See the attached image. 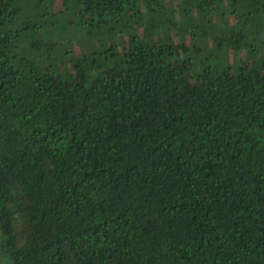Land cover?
Segmentation results:
<instances>
[{
  "label": "trees",
  "instance_id": "16d2710c",
  "mask_svg": "<svg viewBox=\"0 0 264 264\" xmlns=\"http://www.w3.org/2000/svg\"><path fill=\"white\" fill-rule=\"evenodd\" d=\"M61 1L0 0V264H264V0Z\"/></svg>",
  "mask_w": 264,
  "mask_h": 264
},
{
  "label": "rangeland",
  "instance_id": "374dc122",
  "mask_svg": "<svg viewBox=\"0 0 264 264\" xmlns=\"http://www.w3.org/2000/svg\"><path fill=\"white\" fill-rule=\"evenodd\" d=\"M46 2H50V0H46ZM49 8L46 11L48 14V17L42 18V21L48 20L49 23L52 24L51 31H55V33H65V34H76L75 32L78 30L77 27V9L72 6L71 4H63L61 0H53V2L49 3ZM226 6L223 9H219L220 14H224V12L227 10ZM179 14V13H176ZM221 16V15H220ZM180 17V16H179ZM226 18L225 16H223ZM229 20H231L229 18ZM231 25V24H230ZM210 44L206 43L204 40L198 43V45L201 47H207V45L211 48V51L209 50L208 53H210L209 60L211 62H221L222 64H230V65H237L242 62V58H244L241 54L237 55V53H232V50L230 48L221 49L217 46V44L212 46V42H209ZM196 44V43H194ZM76 43H73L70 49L72 50ZM204 53H207V49L204 51ZM192 59L195 61V64L197 65V61L195 56H192Z\"/></svg>",
  "mask_w": 264,
  "mask_h": 264
}]
</instances>
